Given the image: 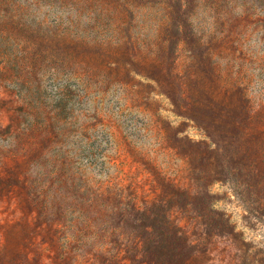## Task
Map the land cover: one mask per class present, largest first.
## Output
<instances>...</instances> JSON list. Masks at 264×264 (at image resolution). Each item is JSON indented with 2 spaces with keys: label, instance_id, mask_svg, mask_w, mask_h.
Returning a JSON list of instances; mask_svg holds the SVG:
<instances>
[{
  "label": "rangeland",
  "instance_id": "374dc122",
  "mask_svg": "<svg viewBox=\"0 0 264 264\" xmlns=\"http://www.w3.org/2000/svg\"><path fill=\"white\" fill-rule=\"evenodd\" d=\"M0 264H264V0H0Z\"/></svg>",
  "mask_w": 264,
  "mask_h": 264
}]
</instances>
